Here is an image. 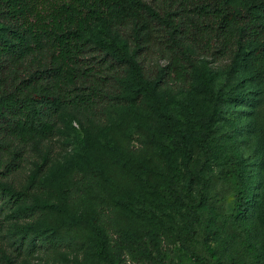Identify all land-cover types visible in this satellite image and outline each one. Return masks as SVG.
Masks as SVG:
<instances>
[{
	"label": "rangeland",
	"instance_id": "1",
	"mask_svg": "<svg viewBox=\"0 0 264 264\" xmlns=\"http://www.w3.org/2000/svg\"><path fill=\"white\" fill-rule=\"evenodd\" d=\"M144 1L140 8L153 28L148 45L135 37L134 21L104 30L95 25L86 42L93 78L107 73L108 95L97 112L61 110L53 136L15 143L21 166L1 181L28 190L29 199L2 213L0 264H264V64L251 56L257 42L240 37L226 54H213L167 31L156 16L169 10L161 0ZM6 32L0 21V38ZM109 36L135 58L144 80L160 75L170 46L187 52L194 66L187 82L163 76L156 94L189 148L177 133L163 132L166 120L149 96L125 89L136 86L134 71L114 56ZM107 142L129 148L145 169L120 174L106 158ZM240 158L242 177L228 176ZM91 166L105 170L91 193L65 191ZM158 184L172 185L173 193L163 194ZM238 187L247 196L239 213L232 205ZM87 206L103 211L102 246L111 262L98 253L95 235L77 238L65 223V215Z\"/></svg>",
	"mask_w": 264,
	"mask_h": 264
},
{
	"label": "trees",
	"instance_id": "2",
	"mask_svg": "<svg viewBox=\"0 0 264 264\" xmlns=\"http://www.w3.org/2000/svg\"><path fill=\"white\" fill-rule=\"evenodd\" d=\"M162 2L169 10L163 9L164 13L156 16L171 35L177 34L218 55L226 54L237 38L252 39L257 44L251 56L264 64V0ZM143 3L144 0H0V21L7 25L5 38H0V232L5 209L29 199L28 190L16 189L1 181L21 166L23 152L14 147L15 143L36 144L53 136L55 116L61 110L82 114L97 112L102 97L108 95L104 92L107 84L103 81L107 73L93 78L96 75L93 65L84 58L86 42L95 25L104 30L109 25L125 26L134 21L135 37L148 45L153 28L150 19L141 11ZM108 44L114 56L128 63L134 71L136 86L127 83L125 89L149 96L157 115L166 120L163 132L171 138L177 133L189 148L187 136L176 127L175 118L156 94L163 76L173 83L187 82L194 67L187 52L180 46H170L160 75L144 80L135 58L126 55L110 36ZM114 72L111 70L112 76ZM204 140L202 135V143ZM6 153L12 158L7 159ZM105 155L124 176L137 175L145 169V164L127 147L107 142ZM243 164V159H238L228 176L242 177ZM104 173L102 166H91L75 176L65 191L91 193L94 180ZM157 188L165 195L173 193L170 184H158ZM246 203L245 191L238 187L232 194L233 209L239 213ZM24 212L26 216L33 214L31 209ZM102 214V210L87 206L76 214L65 215L64 219L77 238H82L87 231L95 235L100 243L98 253L103 260L111 262L102 246L105 241L99 226ZM193 222L194 218L189 223L190 229Z\"/></svg>",
	"mask_w": 264,
	"mask_h": 264
}]
</instances>
